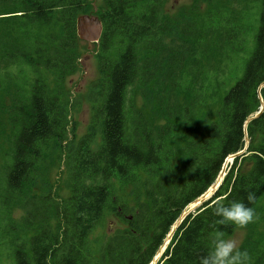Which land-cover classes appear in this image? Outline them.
<instances>
[{"label":"trees","instance_id":"1","mask_svg":"<svg viewBox=\"0 0 264 264\" xmlns=\"http://www.w3.org/2000/svg\"><path fill=\"white\" fill-rule=\"evenodd\" d=\"M165 2L104 0L99 77L86 95L91 122L88 133L75 141L68 140L74 128L68 109L58 91H48L40 69L55 71L60 83L74 72L76 51L85 43L77 37L76 20L86 15L87 0H0V16L6 15L0 18V68L20 62L34 74L27 98L16 96L6 108L11 133L1 168L0 221L10 234L17 233L12 211H20L23 234L11 241L9 264H150L178 217L215 183L225 160L243 150L245 138L246 152L227 165L213 196L184 218L158 264H200L213 247L214 200L223 198L225 206L243 202L256 212L264 197V108L247 124L246 135L244 125L259 111V96L264 105V88L259 89L264 84V0H259L242 74L223 94L215 120L204 121L203 135L191 128L200 100L180 104L177 99L187 86L183 74L189 65L198 68L197 57L213 40L228 57L229 51L243 52L249 27L214 4L202 17L163 19ZM202 5L193 0L192 12ZM31 27H53L55 33L45 43L32 38ZM150 86L162 125L136 110L128 94L139 88L146 97ZM53 142L64 144L68 194L63 200L43 180L42 161ZM245 162L249 169L242 171ZM125 185L132 187L133 205L120 195ZM249 191L256 195L252 203L246 199ZM106 215L122 227L94 250L89 237ZM218 227L225 237L234 231L231 223ZM249 243L240 247L248 252L249 264H264V242Z\"/></svg>","mask_w":264,"mask_h":264},{"label":"rangeland","instance_id":"2","mask_svg":"<svg viewBox=\"0 0 264 264\" xmlns=\"http://www.w3.org/2000/svg\"><path fill=\"white\" fill-rule=\"evenodd\" d=\"M201 2L203 5L199 12L196 13L191 10L193 0H166L163 6V19L171 20L174 17L177 18L182 15L186 18V14H198L199 17H202L203 14H206L208 10L213 8L210 4H214L218 8H223V13L232 15L242 26L249 27V31L245 35L247 44L243 52L236 53L229 51L228 57L220 51V42L213 40L206 47L207 52L197 57L198 68L189 65L183 74L185 77L184 83L187 86L178 91L177 99L180 104H189L193 99L200 100V102L196 103L192 112L191 128L193 131L203 135L208 128V125L204 121L215 120L216 111L220 106L223 94L242 74L244 63L248 57V47H250L257 29L256 20L259 15V0H201ZM86 8L87 16L99 18L100 14L105 10L104 0H87ZM2 12L3 9L0 4V13ZM4 17L6 15L0 16V18ZM2 33L0 31V36ZM51 33H55V28H30L32 38L40 39L45 43L51 40L49 37ZM98 53V42L81 44L76 51L77 64L74 72L65 76L61 83L57 79L55 71L40 69L48 91L50 93L57 91L60 93L61 101L65 104L69 112L71 127L74 124L73 131L70 132L68 140L74 138L75 141H78L88 133L92 109L86 100V95L89 86L99 77ZM33 78L34 74L31 72L30 67L20 62L15 63L6 70L0 68V190L2 187L1 180L3 178L1 168L5 162V153L8 150L7 137L11 133L6 108L12 106V100L16 96L22 99L27 98ZM221 84H224L226 87L220 88L219 86ZM157 85L158 83H153V87L159 90L157 89ZM153 87L149 89L146 97L141 95L139 88L131 89L128 94L133 101L134 108L141 111L150 118L153 124L158 126L162 125L165 120L158 116L155 111L151 95V90H154ZM208 116L209 119L206 118ZM179 145H183V142L180 141ZM62 147L59 144L56 145L54 142L51 143L46 149L42 161V165L45 167L43 180L52 188L57 199L60 200L65 199L68 194L67 174L63 162ZM178 164L179 155L173 158L172 167L177 168ZM231 164L232 162L230 160L228 167ZM241 166L242 171L249 169L248 163L246 162ZM131 192L132 187L125 185L120 195L129 204L133 205ZM255 213L258 216L255 222L250 223L245 228L234 225L233 233L230 236H226L225 239L237 241L239 249L247 239L250 241L249 245L251 247H255L261 241L264 242V197L260 199ZM20 220L21 212L14 209L12 211V224L15 226V229L19 230L14 234H10L9 229L0 221V257L4 264L10 263L9 248L12 239H15L16 236L23 237V234L20 233ZM121 227L113 216L106 215L102 224L89 237V242L93 249L96 250V247L100 243L108 238L116 229ZM247 264H249V261Z\"/></svg>","mask_w":264,"mask_h":264},{"label":"clouds","instance_id":"3","mask_svg":"<svg viewBox=\"0 0 264 264\" xmlns=\"http://www.w3.org/2000/svg\"><path fill=\"white\" fill-rule=\"evenodd\" d=\"M222 199L212 202L214 215L218 217L211 225L214 230L213 247L206 256L200 257V264H247L250 259L248 252L246 250L241 251L237 241L225 239L224 231L218 226L231 223L240 228H245L250 223L255 222L258 216L252 207L246 206L243 202L233 201L225 206ZM246 199L249 203L254 202L255 193L249 191Z\"/></svg>","mask_w":264,"mask_h":264},{"label":"water","instance_id":"4","mask_svg":"<svg viewBox=\"0 0 264 264\" xmlns=\"http://www.w3.org/2000/svg\"><path fill=\"white\" fill-rule=\"evenodd\" d=\"M76 34H77V37L79 38V40H81L82 42L97 43L101 37V34H102V24H101L100 19L97 17H90L87 15L79 16L76 20ZM261 88H264V84H262L259 87V89H261ZM258 92H259V90H258ZM259 100H260V104H261L259 111L253 117L248 118L245 122V125H244L245 135H246L247 124L250 123L253 119L257 118L262 113V110L264 108L263 101L260 98V96H259ZM248 143H249L248 139L245 138V146H244L243 150H241L240 152H238L234 155L229 156L225 160L224 165L222 167V170L220 171L215 183L202 196H200L192 204H190L189 207L178 217V219L173 224L170 232L168 233V235L164 239L162 245L160 246V248L156 252V254H155L154 258L152 259V261L150 262V264H158V262H159L161 256L163 255L167 245L171 241L176 229L180 226V224L182 223L184 218L188 214H190L191 212H195L196 210H198L202 206L203 203L208 201L213 196V194L220 187V185L223 181V178L226 175L225 170H226V167H227L229 161L231 160V162H232L236 157L243 155L247 150Z\"/></svg>","mask_w":264,"mask_h":264}]
</instances>
